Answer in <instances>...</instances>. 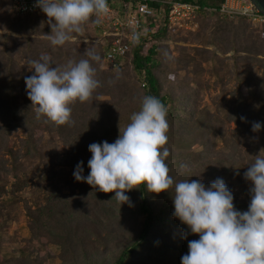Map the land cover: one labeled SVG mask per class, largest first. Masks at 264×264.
<instances>
[{
  "label": "trees",
  "instance_id": "16d2710c",
  "mask_svg": "<svg viewBox=\"0 0 264 264\" xmlns=\"http://www.w3.org/2000/svg\"><path fill=\"white\" fill-rule=\"evenodd\" d=\"M147 1L158 8L163 0ZM175 1L216 8L224 0ZM107 2L121 3L126 14L136 5V0ZM48 19L44 12L15 15L11 3L0 0V223L9 224L17 216L22 191L34 185V179L46 183L55 165L68 166L73 172L82 161L86 176L91 157L88 145L114 142L119 128L122 131L130 123L148 95L158 98L167 110L164 147L170 154L165 163L174 184L189 179L208 186L217 177L223 178L233 194L234 208L247 210L251 182L244 172L258 156L264 158V24L252 31L253 24L242 16L200 9L194 20L200 25L197 42L202 47L183 48L173 56L164 52V45L173 39L174 29L164 17L153 16L145 19L131 50L111 67L104 65L110 38L100 36L95 16L82 25V33L71 34L62 46L50 44ZM89 51L99 59L91 60ZM41 54L49 55L56 67L89 59L95 69L99 86L86 102L69 105L70 123L56 125L43 116L37 119L27 97L24 78L34 73L31 61ZM198 61L213 78L207 86L217 88L213 110L199 105V91L185 81L191 80L187 75H196ZM256 122L261 128L253 131ZM52 136L66 147L57 164L41 157ZM29 159L38 161L37 165L20 173L19 167ZM68 189L62 192L52 184L41 202L24 206L30 217L28 231L58 248V264H181L188 241L199 238L198 234L185 238L187 226L172 215L174 185L159 194L141 185L125 193L130 203L121 207L114 192L98 191L84 181L73 178ZM43 261L34 250L20 247L0 264Z\"/></svg>",
  "mask_w": 264,
  "mask_h": 264
},
{
  "label": "clouds",
  "instance_id": "9594fccd",
  "mask_svg": "<svg viewBox=\"0 0 264 264\" xmlns=\"http://www.w3.org/2000/svg\"><path fill=\"white\" fill-rule=\"evenodd\" d=\"M35 6L46 14L50 26L47 37L52 46H62L71 34L82 33L90 17L95 22L108 13L107 0H36ZM135 40L136 37L134 36ZM91 60L99 57L87 52ZM34 73L26 76L27 97L36 118L45 117L56 125L71 122L69 105L90 99L99 86L95 69L89 59L68 61L62 68L53 66L47 54L31 61ZM167 110L154 96H144L141 107L130 117V123L114 142H93L84 176L83 162L73 171L76 181H84L98 191L114 192L119 203H130L125 194L141 185L149 193L171 194L172 215L187 226L188 234L198 239L188 241V251L181 264H264V158L257 157L244 172L251 182L250 202L246 211L234 208L233 194L223 178L217 177L208 186L201 180H181L174 184L165 159L169 149L164 147L168 137ZM261 124L256 122L253 131ZM185 168L186 165H181Z\"/></svg>",
  "mask_w": 264,
  "mask_h": 264
},
{
  "label": "rangeland",
  "instance_id": "374dc122",
  "mask_svg": "<svg viewBox=\"0 0 264 264\" xmlns=\"http://www.w3.org/2000/svg\"><path fill=\"white\" fill-rule=\"evenodd\" d=\"M199 26L200 25H198L194 20V22L191 24L170 27L171 29H174L171 31L173 34V39L168 40L167 44L164 45V52H170L173 56H177L179 54V50L183 48H187V50L189 49L191 51V49H195L194 47H202V45L198 44L199 42H197L201 38L202 34L199 32ZM259 27L260 26L250 25V30L256 31L259 30ZM0 32L3 31L0 30ZM198 62L194 66V74L196 75H187L186 77L191 78V80L185 81H187V83L190 84L192 88L194 87L199 91V105L209 106L210 109L213 110V96L216 94L217 88H215L216 86H207V84L211 85L213 78L209 76L208 69L206 67L199 66L200 62ZM177 65L180 66L179 63ZM184 70L186 71V69ZM184 70H182V72H184ZM230 83L231 82H229L227 86H230ZM242 91L243 93H246L245 88H242ZM233 127L234 124L230 122V128ZM37 134L40 135L41 130H38ZM193 149L194 152L199 151L196 145L193 146ZM65 153L66 147L59 140H57L56 137L52 136L47 139V144L43 146L41 157L44 158L45 162L52 161L53 163L57 164L58 160H62L64 158ZM37 162L38 161L35 159H29L22 163V165L19 167L20 173L22 170L24 173L28 172L35 165H37ZM53 170L54 173L48 178L49 180L46 183H42L37 179H34V185H29L22 191L21 197L23 200H20L19 209L15 211L17 216L13 218L9 224L0 223V261L3 260L5 255L14 254L17 252L18 248L22 247L29 251L34 250L35 254L43 257V264L59 263V258L57 257V247L48 246L46 244V240L43 237L33 238L31 236L27 229L30 217L24 212L25 205L33 206L41 202L45 190L52 184H55L62 192L67 193L70 191L68 189V183L74 178L71 168L65 165L57 164L53 167ZM10 181L13 182L12 179ZM247 183L249 184V182ZM226 186L228 187L229 184H226Z\"/></svg>",
  "mask_w": 264,
  "mask_h": 264
},
{
  "label": "built area",
  "instance_id": "2783aa9c",
  "mask_svg": "<svg viewBox=\"0 0 264 264\" xmlns=\"http://www.w3.org/2000/svg\"><path fill=\"white\" fill-rule=\"evenodd\" d=\"M15 14H39L42 10L35 6L36 0H7ZM108 13L100 18L97 30L102 37L110 41L104 55L105 66H115L117 59L129 52L136 42L138 33L144 29L146 18L164 17L169 27L182 26L194 22L200 9H209L230 16H242L253 25L264 24V13H261L250 0H224L219 7L206 8L195 3L163 0L160 6L154 7L147 0H136L135 9L126 14L121 3L112 6L109 2ZM136 37L134 40L133 37Z\"/></svg>",
  "mask_w": 264,
  "mask_h": 264
},
{
  "label": "water",
  "instance_id": "95a60500",
  "mask_svg": "<svg viewBox=\"0 0 264 264\" xmlns=\"http://www.w3.org/2000/svg\"><path fill=\"white\" fill-rule=\"evenodd\" d=\"M252 4L261 12L264 13V0H250Z\"/></svg>",
  "mask_w": 264,
  "mask_h": 264
}]
</instances>
